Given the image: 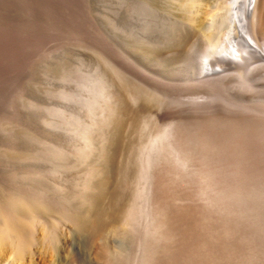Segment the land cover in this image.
Wrapping results in <instances>:
<instances>
[{"label":"rangeland","instance_id":"1","mask_svg":"<svg viewBox=\"0 0 264 264\" xmlns=\"http://www.w3.org/2000/svg\"><path fill=\"white\" fill-rule=\"evenodd\" d=\"M188 1L0 0V263L264 264V89L193 82Z\"/></svg>","mask_w":264,"mask_h":264},{"label":"bare ground","instance_id":"2","mask_svg":"<svg viewBox=\"0 0 264 264\" xmlns=\"http://www.w3.org/2000/svg\"><path fill=\"white\" fill-rule=\"evenodd\" d=\"M144 5L150 10L149 6L153 4L148 5L147 2H144ZM186 6L179 5L176 10L169 5V24L178 32L182 31L183 35L185 33L191 35L195 40L185 68V71L193 76V82L201 83L209 88H222L230 91L232 80H235L243 89H264V0H195L190 9ZM207 28L210 31H204ZM224 101H228V99ZM230 101L229 99L228 102ZM170 126L172 125L170 124ZM172 127L170 128L172 129ZM167 130L168 132L165 130V133L159 138L150 141L144 159L140 160V162L144 160L141 169L144 182L141 196L148 200L145 201L147 203L155 196L151 171L154 168L155 152L161 153L160 150L164 149L161 143L167 140L171 133L169 125ZM15 205L14 212H6L0 208V215L4 219L0 223V232L2 235L10 236L16 246L27 249L30 243L20 227L27 224L34 228L38 225L39 218L36 208L24 204L22 200H17ZM20 209H23L22 211L27 214L26 218L20 216L18 213ZM7 247V242L0 239V256ZM0 264L15 263L3 260ZM17 264H22V262L19 261Z\"/></svg>","mask_w":264,"mask_h":264}]
</instances>
